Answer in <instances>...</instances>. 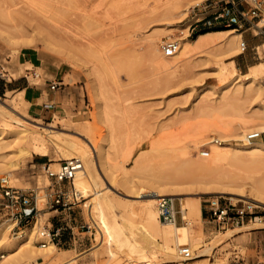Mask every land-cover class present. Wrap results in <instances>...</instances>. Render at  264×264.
Instances as JSON below:
<instances>
[{"label":"rangeland","instance_id":"374dc122","mask_svg":"<svg viewBox=\"0 0 264 264\" xmlns=\"http://www.w3.org/2000/svg\"><path fill=\"white\" fill-rule=\"evenodd\" d=\"M7 1L8 3L6 0H0L2 27L9 24L6 17L12 15V10L17 7L39 2L45 3L41 5L42 8L49 10L57 3V0H15L17 7H12L13 1ZM205 1L185 0L186 5L179 6L174 10L173 16H170L164 12L166 0H131L129 3L122 0H66L65 3L71 5L70 11L64 17L59 16V19L73 22L80 35L79 39L92 44V49L71 47L70 49L77 51L74 57L70 56L67 50H63L61 54L47 48L34 33L28 37L16 36L20 42V45L16 46L9 44L5 37L0 35V81L6 82L21 77L24 83L41 84L42 70L34 69L30 63L20 65L18 61L23 50H32L46 63L61 68L65 74L64 83L70 87L68 100L60 111H55L48 119H37L30 115L29 104L22 93L6 92L0 96V103L10 115L9 122L14 128L27 127L30 131H38L44 141L47 140L45 143L48 154L45 157L51 171L58 172L61 166L69 161L63 151L55 145L57 135L81 142L91 154L96 175L101 177L99 179L102 186L95 188L91 182L90 195L86 198L78 193L75 179L57 185V188L63 190L64 201L69 207L66 214V244L56 246L52 242L55 246L53 254L38 261L39 264H233L231 259L235 249L245 255L243 245L232 244L235 238L231 230L233 227H223L211 217V212L207 209L209 200L219 199L223 204L232 203L237 208L251 204L256 213H264V205L226 193L217 194L212 190L207 192L198 182L219 180L222 172L242 178L247 184L264 177V168H252L251 160L247 158L235 159L231 155H224L208 159L209 155H201L206 151L212 155V144L209 143L213 140L211 135L217 137L219 143H225L220 140L218 132L213 133L216 131L213 127L215 123L216 127L226 125L225 136L231 138L226 143L241 144L242 140L238 139L241 127L245 126L246 121H251L250 116L254 115L257 119L262 114L258 106L264 101V38L261 41L255 40L251 46L247 44L245 51L241 50L234 56L221 55L218 58L222 60L218 63L213 60L206 61L203 57H206L207 52L205 54L199 51L194 53L195 55L183 54L178 61L165 57L162 51L165 43L178 41L180 46L182 37L195 38L189 36L191 25L204 16L202 6ZM262 19L258 23L259 27L264 25V17ZM95 21H100L101 26H95L98 25ZM249 33L254 35L257 32L252 29ZM257 37L259 36L254 38ZM241 40L245 45L244 34H241ZM108 54L114 64L110 62L111 65L104 66L103 61L108 58ZM158 59L167 61L168 68H172L165 72L164 78L158 77ZM91 66L97 69L96 76L100 75L98 78H101L100 99L95 92L98 88L96 76L91 75L88 70ZM251 72H254V83L244 91L246 74ZM237 75H241L243 81L239 88L240 98L239 89L227 85ZM236 89L238 93H235ZM242 92L245 95H242ZM229 100H233L234 104ZM237 102L242 114L238 106H235ZM256 119L250 122L252 129H248V133L255 130L253 128L259 123H255L258 121ZM7 124L0 115V125L9 128ZM23 144L11 141L0 151L2 166L7 168L0 171V178H6L10 186L33 192L39 209L36 237L41 242L40 230L44 227L55 228V220L58 219V216L52 213L57 207L52 206L50 198L53 181L48 177L45 167L33 165L40 155L33 152L26 157L25 154L21 155L25 153L20 151L23 148L32 150L31 145ZM102 146L106 148L103 154L106 153L108 173L100 162L99 149ZM12 159L17 160L18 166H9ZM185 159L190 165L188 172L181 176L175 175L174 168ZM110 172H113L114 179H111ZM173 175L174 178L186 180L182 185L185 189L172 191L165 197L174 201L179 233L191 227V242L199 243L201 248L193 252L187 243L182 242L180 245L190 249L191 258L200 250H204V254L188 260L182 255L181 261H173L168 258L164 249L145 250V254L133 252L136 254L134 255L128 247L120 248L109 231L99 224L97 214L91 209L90 202L95 199L96 191L101 190V193L108 194L114 210L107 211V214L114 215L121 224L123 223L121 226L124 225L122 230L125 237L140 242L142 230L145 228L151 232L156 242L163 244V236L157 225H168H162L163 220L159 218L157 205L161 197L149 196L156 193L152 186L156 180L167 181ZM224 178L227 179L225 176ZM124 182L128 184L125 185ZM247 194L249 193L246 192ZM197 200L200 201V217H193V224L189 226L188 216L184 214L182 207ZM149 204H152L156 214V226L144 212L145 206ZM201 206L206 207L203 218ZM31 227L33 226L28 228ZM0 229L5 231L4 237L0 238V261H4L15 254V248L3 250L9 248L11 240L17 235H13L10 229ZM21 264L37 263L25 259Z\"/></svg>","mask_w":264,"mask_h":264},{"label":"bare ground","instance_id":"6f19581e","mask_svg":"<svg viewBox=\"0 0 264 264\" xmlns=\"http://www.w3.org/2000/svg\"><path fill=\"white\" fill-rule=\"evenodd\" d=\"M12 1H11L12 2L11 6L17 7V2L15 0H12ZM33 1H36V0H33ZM65 1L66 0H57V3H55L51 7V9H49V10L42 8L41 5H45V3L40 4L38 1H37L38 3L33 2L32 4H28L27 6H22L19 8L17 7L15 9H13L12 12H14V13H12V15L9 13L10 14L9 17H6L9 20V24H7L6 26H3V27L0 26V35L4 36L9 44L16 46V45H20L19 38L17 40L15 38L16 36L20 35V36H24V37L27 36L28 37V35H30V34L32 35V33H34V35H37L41 38V40L43 41V43L45 44V46L47 48H49L51 50H56L58 53H61V54L63 53V50H67L71 54V55L70 54L69 55L72 57L77 55V51H75L74 49H70L71 47L77 48V46L78 47L82 46L85 49L86 48L92 49L91 42L87 43V41L85 42V41H81L82 39L81 40L79 39L80 35L75 30L73 22H71V21H65L64 22V21H61L59 19V16L64 17V15H66V13L70 11L71 5H69L68 3H65ZM122 1L129 3V1H131V0H122ZM6 2L8 3L7 0H6ZM9 5H10V3H9ZM184 5H186L185 0H166L165 6H164L166 8L164 9V12L169 14L170 16H173L174 10L179 8V6L181 7ZM95 22H96L95 24L98 23V25H95V26H101L100 21H95ZM235 31L236 30H233V29L232 30H218V31L217 30H212V31L209 30L208 32L204 31V32L199 33L198 35L195 36L194 39H187L186 37H182L181 42H180V46H179L177 52L173 56H171L170 58L175 59V60L177 59V61H178L179 57L183 56V54H189V53L194 54V53H197L199 51V52H205V54L207 52L206 57H203L206 59V61L213 60L214 62L218 63L222 60V59L220 60L218 58V57H221V55L222 56L224 55V57L225 56H227V57L234 56L243 49L244 45H243L242 40H241V35ZM20 36H18V37H20ZM30 38H31V36H30ZM15 39L17 40V42ZM18 42H19V44H18ZM25 44H27V43H25ZM74 45H75V47H74ZM178 45H179V43H178ZM155 49H156V47H155ZM108 55H109L108 58H105V60L103 61L104 66H108L110 64V62L113 63V60L110 57V54H108ZM122 58H124V57L122 56ZM184 58H187V57L184 56ZM119 59H121V57ZM119 62H121V61H119ZM166 62H164V60L161 59L157 63V66H158L157 69L160 70V72H159L160 76H158L159 78H161V77L164 78L166 76L165 72L172 69L170 67L168 68V64H166ZM175 62H174V66H175ZM88 70L91 72L90 73L91 75L93 74V76H94V74H95V76H96V70L97 69H95L94 66L89 67ZM160 73H162V75ZM98 76H100V75H98ZM98 76H96V78H95V81L97 80L96 81L97 84L96 83L95 84L98 86V88H97V90H95V92L97 94L96 96H98V98H99V96H102V89L100 88L101 87V83H100L101 78L99 77L100 78L99 79ZM246 76H247L246 81H244V84H245L244 91H245V89L247 90L249 85H252L254 83V72L248 73V74H246ZM241 78H242L241 75H237L230 83H227V85L231 86L234 89L235 88L239 89V88H241L240 85L243 84V81ZM93 82H94V80H93ZM94 88H96V87H94ZM238 89L235 90L236 91L235 93L239 92L238 98H240L241 97L240 96L241 89H239L240 91ZM237 90H238V92H237ZM242 91H243V89H242ZM109 94H110V92H109ZM242 95H245V93L242 92ZM231 99H233V97ZM234 99H235V97H234ZM236 101H239V99H236ZM229 102H233V100L232 101L229 100ZM233 104H234V102H233ZM1 105L2 104L0 103V115L6 120L9 128H5V126L0 125V151L2 149H4L5 147H7L11 141H15V142L17 141V142H20V144L22 142V143H24L23 145H25V143H27L28 145L32 146V150H30L28 148H23V147H22L23 149H21V150L19 149L20 151L25 152V153L21 154L23 156L25 154L24 157L28 156L31 152L36 153L38 155H47L48 154V147L45 143V141H47V140L44 141V139L42 138L43 136H41V134L38 131H30L27 127H17V128L15 127L14 128L8 120V118H10V115L2 108ZM236 105L238 106V108L240 107L239 106L240 104L238 102L235 104V106ZM101 107H103V106H101ZM258 107H259L260 111L262 112V114H260V116L257 117V119L255 118L254 115L250 116L249 120L251 119V121H246L245 126L241 127V129H240L238 139L242 140L241 144L226 143L229 139H231V138L225 136L227 134L226 133L227 129L225 128L226 125H225V127H216L214 125H216L217 123H215L214 125L212 124L213 127H215V129H216V131L213 133L217 134V132H218V135L220 136V140L222 139L225 143H223V144L219 143L218 142L219 139H216L217 137L215 138L213 135H211L213 140H210L209 143L212 144V149H211L212 155L210 156V153H209L208 159H215V158H219V157L224 156V155H231L235 159L247 158V159L251 160L250 166H252V168H257V167L264 168V163H262V162H264V141L261 139H256V140L248 139L249 134L262 133L264 131V122H262V120L264 121V101L260 102ZM233 108H235V107H233ZM238 108L236 107L237 110H238ZM100 112L102 115L103 108L101 109ZM239 112H240V114H242V109L240 111V108H239ZM103 116H104V114H103ZM101 118H104V117H101ZM253 119L258 120L257 122H255L256 124L258 122L259 123L257 124V126H255V128H253V129H255L254 131L248 133L247 130L252 129V127H250V125H251L250 122H253L252 121ZM37 126H39V125H37ZM221 126H222V124H221ZM211 128L212 127L210 126L209 129L211 130ZM219 132H220V134H219ZM48 135H50V134H48ZM55 136H56L55 137L56 139L53 138V139H55V145L58 148H60L61 151H63L64 155L68 157L67 159L69 161H71L73 159H76L78 161L79 166L76 170V174H75L76 178H74L75 179L74 181L76 182L75 186H76L78 193L83 194V196L85 198L89 197V195H90L89 192H90V189L92 188V186H95V188L102 186V185H100L101 180L99 179L101 177L98 178V176L96 175L97 172L95 173V166H94V162H93V159L91 157V154L88 153V150H86V148L83 147L81 142L79 143L76 140H71V139H68L65 137L61 138L60 136H57V135H55ZM83 140H85V139H83ZM104 149H106L104 146L100 147L99 157H100V162H101L103 169L107 172L108 171V168L106 166L107 161L105 162V154L106 153L103 154ZM19 150H18V152H19ZM18 152H16V153H18ZM16 159H18L17 156H16ZM2 164L3 163L0 161V171H4L7 169L4 166H2ZM9 166L12 168L18 166L17 160L13 161V159H12L9 163ZM96 166H98V165H96ZM188 168H190V165H189L188 161L185 159L182 161V163H180L179 165H177L174 168L175 175L181 176V175L186 174V172H188ZM207 171L212 173V171L210 169H207ZM109 175L111 176V179H114L113 172H110ZM175 175H173L171 177V179H169L167 181H164V179L156 180L155 183L152 184L153 188L156 189V193L152 194L149 197H152V198L161 197L162 198L165 196H169L168 194H170V192H172V191H177L179 189H185L182 185H184L186 183L185 182L186 180H184L180 177L174 178ZM231 175H232L231 173H223L222 172L221 175L218 177L219 180L218 179L217 180L212 179L210 181H202V182L197 181V182L201 183L203 185V186H201L202 189H204L207 192L212 190V191H214L213 193H217V194H225L226 193V194H230L232 196L234 195L235 197L236 196L243 197L246 200H252L254 202H257L259 204L264 205V177L253 180L251 183L247 184L242 178H235V177H232ZM224 176L227 177L226 180H225ZM91 182L94 185L91 186V184H90ZM124 184L127 185L128 183L124 182ZM246 185H248L247 188H246ZM245 190H247V191H245ZM246 192L249 194L246 195ZM95 195H96L95 199L92 201L90 200L91 201L90 202L91 209L95 212V214H97L96 217H97V220H99L98 221L99 224H101L104 227L103 229H107L109 231L110 236L112 237V239H114L118 243V246L120 248L128 247V250L131 253H133V252L144 253L145 250L153 251L155 248H158L161 250L164 249V251H166L168 254V258L173 260V261H181L182 260V250L184 248H187V247H183V248L181 247L180 244L182 242L187 243L188 246L190 245V248H192L193 252H195L197 249L201 248L199 243L194 244L191 242V238H190V234H189V230L191 229V227L186 228L185 230H182V232L180 234L178 227L176 225V222H165V221H163V222H161L162 225H168V226H165V227L158 226L157 222H156V214L152 208V204L145 206L144 212H145V215L148 217V219L153 223V225L154 226L157 225L159 232L163 236L164 243L160 244V243L156 242L154 240V237L151 234V232H149V230H147L145 228L142 230V240L140 242L137 239L133 240V241L129 240L123 234L122 228L124 227V225L121 226L123 223L121 224V221H119L118 218H116L114 215L107 214V211H110L111 209H113V204H112V201L110 200V198L108 197V194L107 193H101V190L100 191L98 190V191H96ZM159 200H160V198H159ZM171 200H173V199H171ZM157 207H158V205H157ZM182 210L184 211V214L188 216V225L191 226L193 224V217H196L197 219L200 217V201L197 200V202L195 201L192 203H188L186 206L182 207ZM36 226L37 225H34L33 227L28 228V230H27V228L24 229L23 231L18 233L17 236L14 237L13 240H11L12 244H10L9 248H7L6 250H3V251H9L10 248H15L16 252H15V254H13V256L11 258H8L4 261H0V264H21V262H23V260H25V259L34 260V261H36L37 264H39L38 261L45 259L48 255L53 254V252L55 250L54 244L52 243V241H49L46 239L48 244L45 247H43L40 243V240H38L36 237L37 236L36 235V232H37ZM0 227L6 228V229H11V226L9 227L5 223H1ZM4 232L5 231L3 229H0V238L4 237ZM204 252H205L204 250H200L199 252L194 253L192 258L190 257L189 259H194L196 257H200L201 255L204 254ZM134 255H136V254H134ZM138 256L139 255L137 254V257ZM131 259L134 262L133 257H131ZM185 260H188V259H185Z\"/></svg>","mask_w":264,"mask_h":264},{"label":"built area","instance_id":"2783aa9c","mask_svg":"<svg viewBox=\"0 0 264 264\" xmlns=\"http://www.w3.org/2000/svg\"><path fill=\"white\" fill-rule=\"evenodd\" d=\"M242 3L247 4V8L242 7ZM201 19L196 20L192 25L189 36H196L201 32L209 30L233 29L241 31L245 29L246 24L252 27H259L255 20L263 15V0H206L202 6ZM179 48L178 41L165 43L162 46L164 56H173ZM55 84L51 86L52 89ZM262 133H252L248 135V139H262ZM202 156H208L209 153L202 152ZM79 163L76 159L67 161L63 164L58 172L50 170V166H46V173L53 181V190L50 193L52 206L57 208L68 209L69 207L64 201V192L57 188L61 182L74 179ZM6 178H0V223L11 226L10 231L13 235H17L24 229L34 226L37 223L39 209L37 207L36 197L33 192L16 188L7 184ZM56 187V188H55ZM209 211L211 217L223 227L229 225H237L245 220L256 218V212L251 204L245 207L237 208L235 204H223L221 200H209ZM174 201L169 197H162L158 202L159 217L165 222H177ZM41 245L45 247L48 242L52 241L56 246L60 243L55 242L56 234L49 227H44L39 232ZM185 259L191 257L189 248L182 250ZM2 257H0L1 259Z\"/></svg>","mask_w":264,"mask_h":264},{"label":"crops","instance_id":"0c3cea01","mask_svg":"<svg viewBox=\"0 0 264 264\" xmlns=\"http://www.w3.org/2000/svg\"><path fill=\"white\" fill-rule=\"evenodd\" d=\"M242 7L247 8L248 6L242 3ZM262 17H264V0L263 15L255 20L256 24L263 20ZM252 29L257 33L250 35L249 31ZM241 32L242 36L244 34L247 41V43L244 41L245 45L242 49L243 52L246 50L247 44L251 46L255 40L261 41V39L264 38V25L255 28L246 24L245 29L241 30ZM256 36L259 37L254 38ZM18 61L20 65L30 63L34 69L42 70V83L39 85H31L30 83H24L21 77H16L6 82L0 81V96L5 95L6 92L16 91L19 94L22 93L23 98L29 104L28 112L30 115L37 119H48L55 111H60L65 101L69 98L67 93H69L68 90H70V87L68 88L64 83V71L50 63H46L38 53L32 50H23L19 55ZM53 84L56 85L54 89L51 88ZM261 140L264 141V135ZM45 156L46 155H40L33 165L48 166L49 164ZM205 209L206 207L201 206L202 218L204 217ZM207 209L209 210V206ZM52 213L55 214L54 216H58V219L55 220V228L50 229L56 234L55 242L64 245L66 244L65 238L68 234L66 231V226L68 225L66 222L67 209L56 208ZM231 227H233L231 230L235 237L234 240H232V244L240 243L245 250V255H241L236 252L235 249L231 262L233 264H264V213H256L255 219H251L250 221L245 220L243 223L234 224L231 225Z\"/></svg>","mask_w":264,"mask_h":264}]
</instances>
